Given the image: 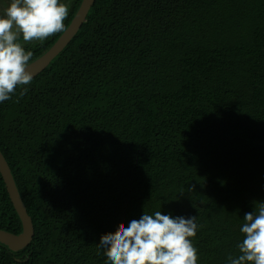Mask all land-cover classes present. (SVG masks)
<instances>
[{
	"label": "trees",
	"instance_id": "16d2710c",
	"mask_svg": "<svg viewBox=\"0 0 264 264\" xmlns=\"http://www.w3.org/2000/svg\"><path fill=\"white\" fill-rule=\"evenodd\" d=\"M60 2L66 30L82 0ZM63 33L17 43L31 63ZM0 150L35 228L0 264H105L101 236L156 211L197 217V264H230L264 202V0H96L0 103ZM0 229L23 230L1 174Z\"/></svg>",
	"mask_w": 264,
	"mask_h": 264
},
{
	"label": "clouds",
	"instance_id": "9594fccd",
	"mask_svg": "<svg viewBox=\"0 0 264 264\" xmlns=\"http://www.w3.org/2000/svg\"><path fill=\"white\" fill-rule=\"evenodd\" d=\"M69 6L60 0H11L0 16V103L10 100L18 86L33 80L32 51L25 52L18 39L44 41L65 31ZM28 91L24 88L20 95ZM240 228L243 241L238 258L230 264H264V202L256 211L245 213ZM197 217H176L142 213L130 218L114 233L100 238L98 249L107 257L105 264H197V249L190 238L197 234Z\"/></svg>",
	"mask_w": 264,
	"mask_h": 264
},
{
	"label": "water",
	"instance_id": "95a60500",
	"mask_svg": "<svg viewBox=\"0 0 264 264\" xmlns=\"http://www.w3.org/2000/svg\"><path fill=\"white\" fill-rule=\"evenodd\" d=\"M95 2L96 0H82L81 5L70 25L55 42V44L41 57L30 63V71L33 73V78L43 72L49 64L53 62V60L70 44L86 21L87 16ZM0 174L4 180L10 200L23 227L22 232L18 235L0 229V243L8 246L12 251L18 252L25 249L32 243L35 235V228L33 220L28 214L27 207L17 187L12 170L1 150Z\"/></svg>",
	"mask_w": 264,
	"mask_h": 264
}]
</instances>
